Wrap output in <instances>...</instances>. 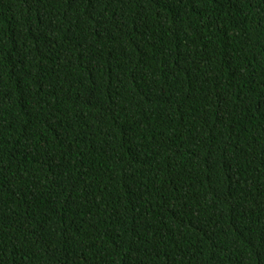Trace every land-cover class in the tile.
Listing matches in <instances>:
<instances>
[{"label":"trees","instance_id":"16d2710c","mask_svg":"<svg viewBox=\"0 0 264 264\" xmlns=\"http://www.w3.org/2000/svg\"><path fill=\"white\" fill-rule=\"evenodd\" d=\"M0 264H264V0H0Z\"/></svg>","mask_w":264,"mask_h":264}]
</instances>
